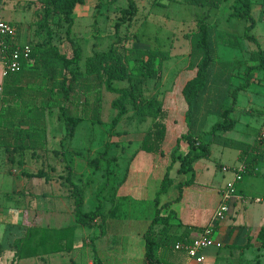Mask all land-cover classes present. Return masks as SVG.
<instances>
[{
    "label": "trees",
    "instance_id": "1",
    "mask_svg": "<svg viewBox=\"0 0 264 264\" xmlns=\"http://www.w3.org/2000/svg\"><path fill=\"white\" fill-rule=\"evenodd\" d=\"M185 3L207 8L205 14H198L196 27L186 36L191 43L189 67L196 68L195 75L188 79L182 88L187 103L185 121L187 131L177 139V147L171 152V162L163 175L160 187L156 192L154 215L145 233L146 264H163L161 251L165 245L175 247L179 241L188 239L192 227H187L185 233L176 235L171 233L173 211L162 214V209L171 208L181 201L184 188L196 180L195 162L198 159L209 158L211 143L227 145L239 150V159L244 169L237 172L235 186L244 174L260 175L258 164L264 156V151L255 144L244 143L232 138L218 135V130L228 131L234 128L235 120L230 116L231 109H224V102L229 95L228 85L233 74V63L221 62L220 68L228 70L229 74L219 70L217 54V26L210 22V10L220 7L225 0H184ZM86 0H34L31 2L39 6L40 18L36 25V34L42 39L32 44L30 59H23L18 71H10L4 76L0 104V147L6 150L9 162L14 163L16 153L23 154L26 150L45 149L47 147V133L45 131L46 118L50 109L60 108V119L65 125V139H72L77 126L85 119L92 123L102 122L100 113L104 98V90L117 93L118 97L112 101V107L117 113L111 120L109 136L115 133V128L127 116L132 106L141 120L152 119L145 131L139 150L153 153H163V145L167 136L168 112L164 101L158 95H149L145 84L149 80L160 82L164 77V65L172 57L169 50L153 47L128 45V41L137 38L134 32L122 36L123 26L131 27L138 12L136 0H126L127 6L121 8L120 19L115 24L117 40L108 49L95 50L88 55L83 63V49L78 46L71 35L76 21L75 10ZM157 2V1H156ZM155 2V3H156ZM235 8L231 13L239 19L247 20L244 38L253 40L258 49L250 52V60L255 65H248L244 73V82L233 92L234 102L237 92L247 89L254 76V71L264 69V48L258 38L251 33L256 24L253 7L260 2L264 11V0H235ZM65 28L66 39L72 44L70 52L63 51L54 42L60 38V32ZM14 47L8 37H0V48L4 62ZM217 56V57H216ZM229 68V69H227ZM232 68V69H231ZM127 82L128 86L118 83ZM218 113L223 117L216 122L210 134L212 139H204V126L209 113ZM187 143L188 149L180 153L181 143ZM111 147L108 140L99 156L88 159L87 163L98 170L102 162L107 159ZM62 153L64 152L61 149ZM55 153H61L56 151ZM62 158L66 161L63 154ZM179 162L177 172L188 175L184 180L176 182L172 175L174 165ZM74 166L68 163L65 180L71 187L77 221L82 225L93 226L102 216V203L94 210L84 211V188L73 178ZM28 176L46 177L44 169L37 172L22 171ZM127 174L124 179H126ZM175 186V197L162 203V195ZM209 224L201 229H205ZM216 226V224H215ZM202 230V231H203ZM258 237L264 247V226ZM251 236H248L250 242ZM24 238L14 241L16 248L12 264H17L21 255ZM105 264V263H102Z\"/></svg>",
    "mask_w": 264,
    "mask_h": 264
},
{
    "label": "crops",
    "instance_id": "2",
    "mask_svg": "<svg viewBox=\"0 0 264 264\" xmlns=\"http://www.w3.org/2000/svg\"><path fill=\"white\" fill-rule=\"evenodd\" d=\"M6 1L0 0V19L14 22L13 18H7L1 14ZM9 1L12 2L11 5L15 8V5L20 3L30 7L31 2L34 0ZM91 2V0H86L84 4L77 6L75 10L76 19L77 11ZM98 2L99 0H96L95 4L97 5ZM256 3L263 11L262 4L260 2ZM211 11L212 9L210 14ZM23 17V21L19 20L23 26L20 40L26 42L30 41L29 32L31 29L26 22L25 15ZM218 60L219 63L216 67L218 66L222 73L225 70L220 68V63L227 62V60L223 61L221 57H218ZM235 64L233 66L234 75L230 77L228 85L229 95L224 102V109H231L230 116L235 120V126L231 130H218L216 133L244 143L255 144L264 151V138L261 135L264 129V69L254 71L249 87L239 90L234 102L232 92L244 82L246 70L240 69V66H237V63ZM255 64L256 62H253L250 65ZM3 66L4 58L0 48V67L2 71ZM2 71L0 75V104L4 79ZM225 72L227 76L229 71L226 70ZM185 112H183L184 116L182 115L184 121ZM222 120L223 117L218 113L208 114L204 132L205 134L206 132L209 133V141L212 139L210 130L213 125ZM166 122L168 127L170 123L169 114ZM177 123L175 122L173 125L176 127V140L184 133L182 128L177 127ZM45 131L47 133V147L38 150L28 149L23 154L16 153L14 163L8 162L5 148L0 147V264H12L16 252L14 241L18 238H24V241L17 264H108V260L112 262L119 261L123 264H146L144 260L145 233L154 216L149 219L150 222L146 225L149 220L145 214H142V206H128L129 210L123 216L117 213V206H102V216L98 218L96 225H82L77 221L75 200L71 193V187L64 178L58 180L50 173H48V178L28 176L22 173L24 170L37 172L38 170H28V166L34 161L46 158H50V161L47 160L48 163L55 162L52 167H57L58 171L64 168L66 161L62 158L61 153H59L60 158L55 153L56 151L60 152L62 149L63 137L66 133L65 125L60 119L59 107L56 106L49 110ZM141 141L142 138L138 143L141 144ZM214 147H218L221 156L219 167L224 177L228 176V180L218 186L215 192V202L212 206H201L203 205L201 198L210 193L205 190L208 186L203 184L204 186L202 185L200 188L202 190L199 192L186 190L199 185V180L204 175L205 170L210 167L204 162L206 158L198 159L195 162V182L184 188L181 201L176 202L171 208H167L165 213L168 214L171 210L174 212L171 218L173 224L172 234L181 235L186 232L187 227H192L193 230L188 239L192 240L194 237L199 236L203 230L201 228L210 224L212 214L219 204L222 188L236 178L237 169L243 163L239 159V150L227 145L211 143L210 157L213 155ZM137 152L138 149L135 153ZM47 162L45 161V163ZM11 166H14V168H11ZM73 166L74 177L76 167L74 164ZM258 169L261 172L260 175L244 174L242 176L236 184V196L231 202L230 212L214 226V240L221 242L222 245L220 247L212 245L206 248L203 262H198L192 258L185 248H176V245L175 247L165 245L161 251L163 264H234L232 262H235V264H260L258 259L262 248L258 234L264 226V195L256 190L255 183L259 178L264 179V156L258 164ZM130 171L129 169L128 176L131 173ZM246 176L248 177L247 180H245ZM17 193L21 195L19 194V197L16 198ZM23 193L25 197H28V201L23 197ZM33 195L36 196L31 198ZM33 200L38 202L37 206H29ZM40 200L48 203V206H39ZM184 202L187 206H177V204ZM134 207H137L136 210L133 209ZM83 209L84 211H90L85 206H83ZM203 218L207 220L206 223H201ZM141 223H143L144 230V254L142 256L140 253L141 246H143L140 238L141 231L137 232V228ZM51 230L57 231V235L53 232L51 234ZM249 235L251 236L250 242H248ZM110 236L115 239L111 240ZM1 238L7 239L6 243ZM257 251L259 252L257 253Z\"/></svg>",
    "mask_w": 264,
    "mask_h": 264
},
{
    "label": "rangeland",
    "instance_id": "3",
    "mask_svg": "<svg viewBox=\"0 0 264 264\" xmlns=\"http://www.w3.org/2000/svg\"><path fill=\"white\" fill-rule=\"evenodd\" d=\"M91 1V3L77 11V19L71 33L76 44L83 49L82 65L88 55H91L95 50L108 49L117 40L115 24L120 19L121 8L127 6L126 0H99L97 5L95 4L96 0ZM136 1L139 8L136 18L133 20L131 27L123 26L120 34L122 36L128 32L137 34V38L128 41V45L161 48L172 53V57L165 62L163 79L160 82L149 80L143 84L149 95H158L164 101L165 109L169 114L170 123L168 124V134L163 153H151L144 150L135 153L140 146L138 142L151 124L152 119L141 120V117L135 113L132 106H129L128 115L124 116L115 128L113 136H109L111 131L110 122L117 113V110L112 107V101L118 97V94L104 90L100 113L102 122L92 123L91 120L85 119L77 126L73 138L65 139L62 145L64 152L60 151L61 155L64 154L66 157L64 168L58 171L57 167H52L55 162L48 163L47 160L50 161V158H46L32 162L28 166V170L39 171L44 169L47 174L50 173L54 175V178L60 180L65 179L68 163L74 164L76 174L73 178L84 188V206L88 210L95 209L101 202L102 206H117V213L123 216L128 212V206H142L141 212L149 220L156 214V192L160 187L167 165L171 162V152L177 147L176 127L173 125L178 122L177 127L182 128L183 132H186L188 128L182 118L187 107L182 87L185 81L195 74L196 68L189 67L191 43L186 34L196 27L198 14H205L207 10L204 7L187 4L184 0ZM235 3V0H225L220 7L213 8L211 11L209 20L211 23L216 24L218 32L217 54L216 50L213 53L221 57L223 61L233 62V66L237 63V66L239 65L240 69L244 70L247 67L246 65L253 63L248 57V52L250 56L251 51L258 49V44L243 37L246 25L249 22L231 15ZM11 4L12 2L7 0L1 14L7 18H13V21L18 24H22L19 20L23 21V15H25L26 22L31 29L29 32L30 43L35 44L36 41H41L42 39L35 31L41 15L39 6L31 4L30 7H27L24 6V3H20L13 8ZM253 16L256 19V24L251 33L258 38L260 45L264 47V11L259 8L257 3L253 7ZM60 33V38L56 36L54 42L63 51L70 52L73 46L66 39L65 28ZM1 71L0 67V75ZM118 84L120 86L129 85L127 82ZM209 138L210 135L206 132L204 139L208 140ZM108 140H111V147L107 159L102 162L101 168L96 170L93 166L88 165L87 160L99 156ZM187 149L188 144L183 142L179 152L185 153ZM57 155L59 158L61 157L59 153ZM220 161L221 156L218 147H214L212 157L204 159V162L210 167L205 170L204 175L199 180V185L186 189L189 192L191 190L199 192L202 190L200 188L203 184L208 186L205 190L210 193L201 198L203 202L201 206H212L215 202V192L218 186L228 180V176L224 177L219 167ZM178 167L179 162L172 169V175L175 177L176 182L188 177V175L178 174ZM11 168H14V166H11ZM129 169L131 173L128 176ZM126 174L127 177L124 179ZM247 178L246 176L245 180ZM255 186L256 190L264 195V179H257ZM176 193L177 189L172 186L168 193L162 195V203L175 197ZM17 194L16 198L19 197L20 193ZM34 196L36 195L31 198H34ZM23 197L28 201V197H25L24 193ZM37 205L38 202L33 200L29 206ZM39 206H48V203L41 201ZM177 206L187 205L184 202L177 204ZM136 208L133 209L136 210ZM166 211L167 208L165 207L162 209V214H165ZM201 221V223H206L207 220L203 218ZM149 222L150 220L146 225ZM138 231H141L140 238L143 242L140 252L142 256L144 254L143 223L137 228ZM50 232L57 235V231L51 230ZM109 238L111 240L115 239L112 236ZM1 240L5 243L7 241L5 238H1ZM261 248L260 252L257 251V253L259 252L258 260L260 264H264V247L261 246ZM109 261H107L108 264H123L119 261ZM232 263L235 264V262Z\"/></svg>",
    "mask_w": 264,
    "mask_h": 264
},
{
    "label": "built area",
    "instance_id": "4",
    "mask_svg": "<svg viewBox=\"0 0 264 264\" xmlns=\"http://www.w3.org/2000/svg\"><path fill=\"white\" fill-rule=\"evenodd\" d=\"M23 26L21 24L0 19V36L8 37L11 44L14 47L9 55H7V61L4 62L3 75H7L10 71H18L21 69L23 59H30V53L32 51V44L30 41L22 42L20 35ZM264 138V129L261 132ZM244 169L242 164L238 169L241 171ZM238 175V174H237ZM236 175V177H237ZM236 196V186L234 181L229 182L221 190V197L218 206L214 210L211 221L208 227H206L202 233L194 237L190 242H179L176 244V248H185L188 254L196 259L198 262L205 260L204 250L212 245L221 246V242L214 240L213 232L215 224L225 218L231 210V202Z\"/></svg>",
    "mask_w": 264,
    "mask_h": 264
},
{
    "label": "water",
    "instance_id": "5",
    "mask_svg": "<svg viewBox=\"0 0 264 264\" xmlns=\"http://www.w3.org/2000/svg\"><path fill=\"white\" fill-rule=\"evenodd\" d=\"M173 151V150H172Z\"/></svg>",
    "mask_w": 264,
    "mask_h": 264
}]
</instances>
